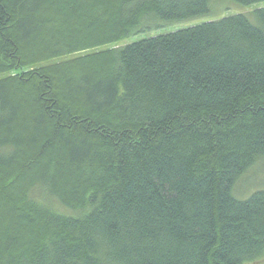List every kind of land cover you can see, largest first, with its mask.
<instances>
[{
    "label": "trees",
    "instance_id": "16d2710c",
    "mask_svg": "<svg viewBox=\"0 0 264 264\" xmlns=\"http://www.w3.org/2000/svg\"><path fill=\"white\" fill-rule=\"evenodd\" d=\"M213 1L0 0V264L264 254V7L103 50Z\"/></svg>",
    "mask_w": 264,
    "mask_h": 264
},
{
    "label": "rangeland",
    "instance_id": "374dc122",
    "mask_svg": "<svg viewBox=\"0 0 264 264\" xmlns=\"http://www.w3.org/2000/svg\"><path fill=\"white\" fill-rule=\"evenodd\" d=\"M234 5L235 4L229 1H213L212 3H210V14L206 17L196 18L194 20L177 23L148 24L146 27L150 28V30L134 34L125 40H121L116 44H112L108 47H105L103 50L122 48L126 45L136 43L142 40L164 36L175 33L177 31L193 28L206 22L218 21L220 19L231 17L234 15L249 14L256 8L264 7V4L259 5L257 7L252 6L247 8L236 7V5ZM76 56H78V54L72 56L71 58H74ZM63 60L66 59L62 58L61 61ZM258 190H264V159L257 162L250 170H248L241 177L240 182L237 184L236 190L234 191V197L239 200H245L251 194ZM13 223L14 222H12V224ZM249 264H264V254L259 257L256 261Z\"/></svg>",
    "mask_w": 264,
    "mask_h": 264
}]
</instances>
